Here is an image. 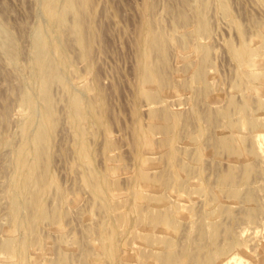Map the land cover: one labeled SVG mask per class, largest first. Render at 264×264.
<instances>
[{"label": "rangeland", "instance_id": "1", "mask_svg": "<svg viewBox=\"0 0 264 264\" xmlns=\"http://www.w3.org/2000/svg\"><path fill=\"white\" fill-rule=\"evenodd\" d=\"M61 1L56 8L62 21L54 32L50 24L61 11L50 13L49 0H0V264L20 257L27 264H141L137 259L154 251L144 243L132 249L130 243L140 238L138 227L117 224L133 191L145 198L162 195L163 204L154 208L168 214L173 246L166 249L175 255L186 250L187 264L233 240L245 241L238 253L256 264L255 246L264 236V150L254 154L248 123L258 117L264 125V0ZM69 2L72 8L65 7ZM40 27L47 28L51 43L48 55L37 57L34 38ZM150 33L159 44L141 71L147 43L142 45ZM55 42L67 60L59 66L60 78L54 72L60 61ZM40 67L43 90L32 78ZM144 72L154 75L150 86L140 84ZM144 91L157 100L149 101ZM72 92L83 99L78 114L72 112ZM245 101L259 102L262 111L252 114V105L238 112ZM47 109V146L31 144L22 171L18 161L26 148V126L34 132ZM230 123L240 129L228 130ZM80 131L89 159L77 152ZM225 138L233 139L243 156L254 155L233 164L230 149L221 145ZM247 162L248 178L232 197L230 187L218 180L230 164L238 175ZM139 170L159 181L158 189L151 183L133 187ZM103 176L111 185L105 201L92 188ZM198 178V184H190ZM18 179L30 200L27 205L23 199L15 211ZM195 187L204 192L192 196ZM31 198L40 199L43 217L33 220ZM144 200L137 202L149 216L152 205ZM183 206L192 211L186 219L179 217ZM19 216L30 224L18 228ZM210 223L216 229L213 239ZM103 237H113L116 261L107 257ZM9 239L15 245L25 241V252L5 250Z\"/></svg>", "mask_w": 264, "mask_h": 264}, {"label": "bare ground", "instance_id": "2", "mask_svg": "<svg viewBox=\"0 0 264 264\" xmlns=\"http://www.w3.org/2000/svg\"><path fill=\"white\" fill-rule=\"evenodd\" d=\"M61 4H62L61 0H49L48 4L46 2V6L51 5V7H48V8H50V9L52 8V9L50 10L51 12L48 10H46V11H48L50 13H52V12L55 13L56 9H57L56 7H60ZM65 7L72 8V3L69 2ZM53 8L55 9V11L53 10ZM57 10L59 11L60 9H57ZM48 12H47V14H48ZM59 12H57V13H59ZM49 15H51V14H49ZM50 18H51V16H50ZM57 18H59L57 22L54 21L50 24L51 25L50 29H52L54 32H58L60 22L62 21V11H61L60 16L58 15ZM53 20H54V17L52 18V21ZM45 31H47V28L45 30V28L43 29L42 27H40V28H38V30L35 34V38H34L35 39V50H36L35 52L37 54V57L39 55H42V54L48 55V52H49V49L47 48V46L50 45L51 42L49 41L50 38H48L49 40L46 38V36H45L46 32ZM147 33H145V34H147ZM150 34L152 35L153 38L152 37H150L149 39L146 38L145 40L148 39V41L144 40V45H142V47H143V46H145V42L147 43L146 47L142 48V52H141L143 55L142 56L143 61L141 62V66H140L141 71L144 68V59L149 55L151 49H153L154 47H156L159 44L158 38L154 34H152V33H150ZM47 36L49 37V35H47ZM54 44L55 45H53V47L55 49L53 50V52L57 53L59 55V58H60V61L57 62L55 67H54V68H56V71H54V72H56L55 73L56 77L60 78L62 76V72H61L59 66L61 64L66 65L67 60L64 58L63 55H61V51H60L61 46H60L59 42H55ZM263 45H264V40H263ZM37 63H38V65L40 64V62H38V61H37ZM153 76H154L153 74L149 76V74H146L145 72L141 73L140 84L150 86V83L151 84L154 83V82L152 83ZM259 76H260V74H259ZM261 77H263V76H261ZM32 78L37 83L38 89L43 90L44 89V87H43V71H42L41 67L38 69L37 76L34 74V76H32ZM200 78L201 77L199 74L197 76V79H200ZM255 79L257 80V77ZM142 93L151 102H153L154 99H155V101L157 100L155 98V96H156L155 93L153 94L152 92H148V91H144ZM28 94H30V93H28ZM261 94L264 95V92H262ZM28 98H31V97H28ZM218 98H219L218 96L213 97L211 99V102L216 103ZM28 100H31V99H28ZM82 101H83V99L79 94H77L75 92L71 93L72 112H76L78 114V110L81 108ZM230 101H231V103H233L232 99H230ZM258 101H260L261 104L263 102V101H261V99ZM251 103H252L251 101H249V102L245 101L242 104H239L236 109L238 110V112H242V114H243V112H245V111L247 112L248 109H251V107L253 105V107H255L256 110L252 111L251 113L255 114V115L259 114V112L262 111V109H263V105L262 106L258 105L260 103L258 102V104H257V102H256V106H254V104H251ZM29 104H30V102H29ZM50 115H51L50 111L47 109V116L48 117L42 115L39 117L40 119L37 118V119H39L37 122L38 126L34 130V132L32 131L31 134H29L30 132H28V125L26 126L27 127L26 128V133H27L26 148H24V150H22V153H21L22 159L19 158L20 161H18V165L20 166V167L19 166L18 167L20 168V170L23 171V169H24L23 166L25 165V162H26V156H27L26 154L30 153V150L28 148L31 146V144L34 145L37 142L38 143L42 142V143L46 144V146H47V143H48L47 141H48L49 136H50V121H49ZM252 118H254V119H250L248 126H249V129H251V131L254 133L253 137H254L255 141H253L254 142L253 144H254V148H256V149H254V151L257 150L254 154L260 155L259 153H261L264 150V125H262V123H259L258 121H256V119L258 117L257 118L252 117ZM77 119H79V116L77 117ZM227 128H228V130L235 132V131H238L240 129V124L235 125L233 123H230V124H228ZM78 136L80 138V147L77 150V152L81 158H88L89 159V154L87 153V151L85 150V148L83 146V144H84L83 140H82L83 135H82L81 131L78 133ZM229 136H230V134H229ZM236 136H238V135H236ZM171 144H172V142H171ZM221 145L227 149H230V152H231L230 155L232 157V159L231 158L230 159L233 161V164H235L234 162H236L237 159L244 160L245 158L250 157L248 155V154H250V152L246 153L243 156L242 153H240L239 151H236L234 140L231 138L223 139L221 141ZM34 146H36V145H34ZM254 154H252V152H251L250 155H254ZM200 157H201V153L197 156V159H199ZM33 159L35 160L36 156L33 157ZM233 164H230L231 167L229 168V171L225 175L221 176V178L218 180L219 186L223 185V186H229L230 187V191H232V193H233L232 197H234L236 195L238 185L242 184L243 182H246L248 175L250 173V170H251L250 163L248 164V162H247V164L245 163V166L242 165V167L243 166L244 167L241 169L240 174L237 175L233 171L234 170ZM238 173H239V171H238ZM22 176H25V174L23 172H22ZM198 180L200 181V179L198 178V179H196V181H191L190 184H198L199 183ZM14 183L16 185V188H15V192H14L12 199L14 200L15 204H17V202H18V204L16 206H14L15 211H16V210H18L19 205L24 204L23 199H25V202H27V205H29L28 203H29L30 198H28V196H27V198H25L26 197V194L24 191L25 188H23V185L21 182H19V179L15 180ZM146 183H151L152 189H158V186L160 185L159 181L152 180L149 176H147V172L141 171V170L137 171L136 175L133 178L132 186L135 187V186H137V184L145 185ZM110 186L111 185L106 180V177L103 176V177H101V179H99V181L97 180V183L94 184L92 188H93L94 194L97 197L101 198L103 201H105L106 200L105 199L106 190L109 189ZM202 191L204 192L203 189L200 190L198 187H195V189H192L191 193H189V194H192V196H193L194 193L202 192ZM132 195H133V198L131 199V201H128V202L125 201L124 202V204L127 202L125 204L126 213H124L123 215H120L118 217L117 224H119L120 226L125 224L128 227V230L129 229L131 230V229H134L135 227H138L139 232H140L139 233L140 238L135 239V240L133 239L134 240V242H132L133 244L130 243V246H132V249L135 246L138 247V245L144 243V245H146V247L144 246L145 249L147 247H148V249H150V247H151V249L154 251L152 254L151 253L152 251L150 252L148 250V254H150V253L151 254L149 256H148V254H146V256L144 255L145 257L144 256L142 257V255H141V257L139 259H137V262H138V260H140V262H138V263H141V264H187L185 261L186 260L185 257H189V255H188V252L186 250L182 251L180 254L178 253L177 255H175L171 252V250L166 249V248H170L173 246L172 239L169 238V235H168L169 232L167 231V216H168V214H167L166 210H161V209L156 210V208H154L157 205L163 204L162 195H157L156 192H154L152 195H150L149 198H145L144 194H142V192H138V191H136V192L133 191ZM146 195H148V194H146ZM163 197H165V195ZM189 197H191V196L189 195ZM215 197L216 196H213V201H215L214 200ZM141 198L145 199L147 201V203L152 205V207L151 206L149 207V211H151L149 216H144L142 214V213H144V210L140 209L139 204L137 202ZM31 200H33L32 204H31L33 207V211H34L33 220L36 219L37 217H43L44 216L43 204L41 203L40 199L38 200L37 198H31ZM178 204H181V203L178 202ZM180 211H181V213H180L179 217L181 219L188 218L192 212L186 206H183V208ZM15 213H17V212H15ZM214 213H215V210H212L211 212H208L207 214L209 217H211ZM16 216L18 217L17 214H16ZM137 217H138V220H136L137 221L136 224H133L134 220ZM251 217H252V215L249 214L248 218L251 219ZM23 224L29 225L30 220L27 217L22 218L19 216L15 225L18 228H21V225H23ZM209 225L211 226V230H212L211 231L212 234L210 233L211 234L210 239H213L215 237V234H216V229H215V227H213L212 223H210ZM113 227H115V226H113ZM241 233L243 234L244 230ZM112 239H113V237H106V238L103 237L101 240H102V245H103V248H104V251H105L107 257L110 260L116 261L117 257H116V253H115V246L113 244ZM144 247L142 248V251H143ZM162 247H164L166 250H162ZM245 247H246L245 241L233 240L227 244H224L222 246L217 247L215 250L209 251L206 255H201L199 257L200 260H196L198 258L194 259V262H192V264H255L253 261L252 262L249 261L247 263V261L244 260L243 257L238 253L239 249H244ZM255 247H256V250H258V252L256 253V257L258 258L256 264H264V236L261 237L260 241L258 239V243ZM3 248L7 251H11V252L15 251V252H17V254L19 253L21 248H22L23 252H25L24 250H26L25 241H23L19 245H15L13 239H9ZM145 249H144V251L146 252ZM134 250H136V247ZM127 256H128V254H127ZM129 257L130 256H128L126 260H129ZM193 258H195V257H193ZM8 264H27V262L24 261L23 257H20L18 261L8 263ZM121 264H129V263L128 262H122Z\"/></svg>", "mask_w": 264, "mask_h": 264}]
</instances>
